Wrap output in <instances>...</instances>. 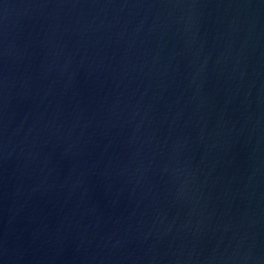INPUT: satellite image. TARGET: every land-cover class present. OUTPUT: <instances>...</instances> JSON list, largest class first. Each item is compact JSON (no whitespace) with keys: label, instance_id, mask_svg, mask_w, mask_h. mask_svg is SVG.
I'll return each mask as SVG.
<instances>
[{"label":"water","instance_id":"water-1","mask_svg":"<svg viewBox=\"0 0 264 264\" xmlns=\"http://www.w3.org/2000/svg\"><path fill=\"white\" fill-rule=\"evenodd\" d=\"M0 264H264V0H0Z\"/></svg>","mask_w":264,"mask_h":264}]
</instances>
